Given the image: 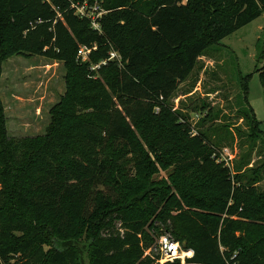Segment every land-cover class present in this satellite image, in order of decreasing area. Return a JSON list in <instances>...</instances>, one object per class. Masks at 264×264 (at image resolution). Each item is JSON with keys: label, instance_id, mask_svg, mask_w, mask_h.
<instances>
[{"label": "trees", "instance_id": "obj_1", "mask_svg": "<svg viewBox=\"0 0 264 264\" xmlns=\"http://www.w3.org/2000/svg\"><path fill=\"white\" fill-rule=\"evenodd\" d=\"M76 1L85 0L3 1L12 34L0 47V76L5 58L38 55L64 63L67 90L35 137H7L0 101V264H78L73 249L45 248L33 230L41 219L61 239L76 225L84 234L104 233L90 264H153L144 255L163 233L193 251L187 264H264V190L256 188L264 133L247 100L250 76L237 73V116L247 131L236 132L249 143L238 165L220 161L218 138L184 141L160 127L175 122L169 101L198 57L259 18L264 0H98L107 11L100 32L76 15ZM80 47L95 48L85 62L77 58ZM111 51L120 63L88 70ZM260 74L264 95V67ZM217 116L206 111L211 124ZM254 149L260 162L244 171L253 176L240 175ZM157 164L202 183L191 185L194 195L175 186L178 202L166 193L154 203L125 199L143 190ZM203 197L218 202L213 213L200 209L209 207ZM153 215L159 231L150 234Z\"/></svg>", "mask_w": 264, "mask_h": 264}, {"label": "rangeland", "instance_id": "obj_2", "mask_svg": "<svg viewBox=\"0 0 264 264\" xmlns=\"http://www.w3.org/2000/svg\"><path fill=\"white\" fill-rule=\"evenodd\" d=\"M3 1L0 0V47L2 49L8 47L7 42L12 34L4 13ZM142 1L144 3L152 0ZM75 3L88 10L95 5L100 6L98 0ZM260 55L263 57L260 58L261 60L258 59ZM263 67L264 10L259 18L224 38L219 44L208 47L198 57L197 64L189 77L178 87L169 101L168 114L171 115V120L177 118L172 124L160 125L163 128L162 134L168 135L169 131H173L177 136L183 137L184 141L195 137L200 139L202 134L210 136L215 141L218 138L221 141L220 161L227 163L230 167L232 164L238 165L246 154L249 143L236 132L238 128L241 133L247 131L245 123L237 116L236 96L239 94L237 73L250 76L247 100L260 130L264 133V95L260 74V69ZM66 76L67 71L63 62L28 54H15L5 58L0 76V101L7 137L26 138L44 134L50 124L51 111L66 94ZM209 108L218 115L213 124L207 122L206 111ZM154 111L155 115H159V108H155ZM182 132L186 135L185 137ZM136 135H140L139 130L136 131ZM258 145L262 144L258 142L257 147ZM257 154L254 149L249 157V165L242 169L240 175L253 176L254 169L260 162ZM252 168L253 172H244ZM199 183H202L200 178L194 180L172 166L157 164L149 181L143 183V190L139 194L130 192L125 199L131 201L142 197L145 203H154L162 193H166L172 200L178 202L180 194L179 190L175 192V186L186 193L191 191V185ZM256 188L257 193L264 190L263 174ZM203 198L209 207L202 206L200 209L204 213H213L212 206L218 205V202H214L212 198ZM171 206L174 209L177 208L173 204ZM0 222H2L1 215ZM148 223L151 224V228H147L148 233L159 231L157 226L160 220L155 215L150 217ZM74 227L75 229L66 239H61L54 234L50 220H39L33 230L44 237L47 243L45 248L73 249L78 254V264H90V250L96 240L104 238V233L84 234L82 225ZM240 235V231H236V236ZM20 236V234L11 235L12 240Z\"/></svg>", "mask_w": 264, "mask_h": 264}, {"label": "built area", "instance_id": "obj_3", "mask_svg": "<svg viewBox=\"0 0 264 264\" xmlns=\"http://www.w3.org/2000/svg\"><path fill=\"white\" fill-rule=\"evenodd\" d=\"M78 6V5H77ZM107 11L100 8L99 5H95L90 10L84 6L76 8V15L80 19H86L90 22L91 28L97 32H100V20ZM91 50L86 47H80L77 51V58L81 62H85ZM121 61L119 54L114 51L109 52L107 59L100 61L97 64L90 65L88 70L90 72L97 71L101 66L106 65L108 62ZM193 256V251L190 249H184L180 242L176 241L170 234H161L156 241L149 247L144 257L151 260L153 264H187V261ZM236 264V263H233Z\"/></svg>", "mask_w": 264, "mask_h": 264}]
</instances>
